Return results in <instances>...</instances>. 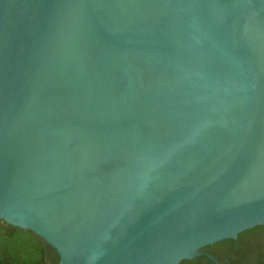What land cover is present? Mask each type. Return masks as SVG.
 Here are the masks:
<instances>
[{
    "label": "water",
    "instance_id": "95a60500",
    "mask_svg": "<svg viewBox=\"0 0 264 264\" xmlns=\"http://www.w3.org/2000/svg\"><path fill=\"white\" fill-rule=\"evenodd\" d=\"M263 224L264 0H0V233L178 264Z\"/></svg>",
    "mask_w": 264,
    "mask_h": 264
},
{
    "label": "flooded vegetation",
    "instance_id": "af4514ba",
    "mask_svg": "<svg viewBox=\"0 0 264 264\" xmlns=\"http://www.w3.org/2000/svg\"><path fill=\"white\" fill-rule=\"evenodd\" d=\"M257 227L262 230L258 231L256 235L242 234L245 232L243 231L238 233L235 239L230 240L229 243L219 241L202 247L199 252L203 254L194 257L197 258L195 264H264V224L252 229Z\"/></svg>",
    "mask_w": 264,
    "mask_h": 264
},
{
    "label": "trees",
    "instance_id": "16d2710c",
    "mask_svg": "<svg viewBox=\"0 0 264 264\" xmlns=\"http://www.w3.org/2000/svg\"><path fill=\"white\" fill-rule=\"evenodd\" d=\"M262 229L254 228L242 234L256 235ZM229 243L230 240H223ZM202 249V248H201ZM197 258L182 260L178 264H195ZM0 264H49L41 240L29 231L6 230L0 233Z\"/></svg>",
    "mask_w": 264,
    "mask_h": 264
}]
</instances>
